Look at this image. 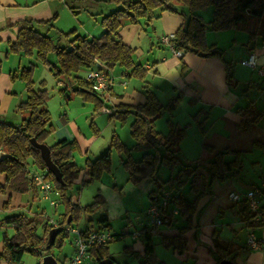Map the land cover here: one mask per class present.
Here are the masks:
<instances>
[{"label":"trees","instance_id":"1","mask_svg":"<svg viewBox=\"0 0 264 264\" xmlns=\"http://www.w3.org/2000/svg\"><path fill=\"white\" fill-rule=\"evenodd\" d=\"M114 5V8L102 14L100 25L103 28L98 36L82 35L76 30L71 29L67 32H60L56 41L51 39L49 29L53 26L55 18L53 14L49 19H30L22 18L15 22L18 26L16 37L7 41V50L3 57L10 53H28L35 55L43 63L49 65V70L53 75L63 80H69L71 75L77 73L81 67H96L108 74L114 66L129 69L126 74L128 77H135L142 80L146 73L140 63L133 60L134 47L126 44L119 36V29L124 20L138 23L142 19H150L155 16V9L176 12L175 7L184 4L189 11L186 20L174 31V37L170 40L173 48L183 52L191 51L201 56L216 55L222 57L223 49L207 43L205 37L206 23L201 15L195 11L211 5L212 17L208 21L210 28L219 31L227 28H240L248 35V42L253 43L257 38L264 41V0H103ZM73 35L72 37H70ZM64 36V42H60ZM72 48L68 50V46ZM253 47V46H250ZM53 52L56 60L51 61L48 54ZM182 57V56H181ZM180 57V58H181ZM225 62V72L227 81H231L232 64ZM2 57L0 53V72ZM34 63L29 62L11 71V80L20 79L25 85L26 98L17 104V111L28 112L18 122H11L9 119L0 118V151L4 156L0 158V174L3 175L4 182L0 183V191L5 189L20 193H30L32 198L39 194V189L35 180L31 177L32 170L29 163L36 165L40 171H45L47 179L58 191V202L63 204V213L59 219V232L54 241H48V232L52 225L41 221L42 217L38 214L28 217L25 212L18 211L5 216V220L14 228V234L3 237V251L0 256L6 260V264H20L22 254L27 251L31 254L43 256L51 254L53 247H60L68 237L69 232L65 227L72 226L79 214L91 212L102 203L99 193L95 194L91 203L82 206L71 196V188L75 180L79 177L81 167L74 160V153L80 151L75 140L59 139L54 144L49 145L51 160L57 164L61 172L63 183L56 182L55 177L46 169V165L40 157L39 151L32 147L30 137L38 142H45L46 136L53 131V124L50 121V111L46 107L47 90L42 82L39 87L33 84L32 69ZM106 69V70H105ZM109 75V74H108ZM74 89L86 98L94 99L96 106L102 107L104 94H98L90 89L89 84L83 81L81 76H75ZM79 83V84H78ZM64 91H67L65 85ZM102 95V96H101ZM176 99L162 104L156 94L151 90H145V100L142 103L126 104L119 102L114 105L109 113V118L124 122L129 115L133 116V121L129 125V133L134 140L131 147H127L114 132L111 133L109 145L106 150L94 159H85L86 182L99 179L101 174L109 172L111 168V154L115 149L123 164L128 179L133 183L141 180L154 181L157 189H163V184L168 186L171 192L170 203L179 211V214L189 222L195 212L196 201L210 187L213 180H224L229 176L238 177L242 171V160L240 152L230 149L217 150L214 157L206 163L207 174L197 170L196 163L181 164L174 176L165 180L157 177V168L164 163L169 167L180 163L179 142L185 136V127L178 126L168 121L166 133L158 132L155 129V120L160 116L164 108L172 109ZM240 120L237 127L243 130L249 129L250 125L264 119V111L251 102L243 108H239ZM97 133V128H94ZM46 143V142H45ZM209 149H213L210 146ZM141 152L139 157H134L132 151ZM233 155L231 159H226V154ZM29 158L31 160H29ZM189 184V191L195 193V198L188 199L183 193L177 190L184 183ZM261 212L262 215L256 219V213L247 206L246 199L236 202L237 214L244 226L258 228L264 226V187H260ZM149 198L157 200L155 190L150 191ZM5 205L7 200L4 201ZM161 214H166L170 222L174 216L173 211L164 207L160 210ZM70 216V220L68 217ZM41 217V218H39ZM106 218L99 219L100 222ZM40 225L42 233L37 231ZM184 227L180 228L179 233L173 236H162L161 241L165 247L171 248L178 253H182L186 247V237H184ZM89 230L82 231L86 233ZM154 233L152 229L144 228L142 239L144 241V255L146 264H162L158 261L154 252V242L151 239ZM114 235H121L114 234ZM239 247L233 241L214 235L212 249L216 253L218 262L221 259H228L233 264H242L237 260ZM135 256L137 253L132 252ZM88 255L92 260L100 262L103 258H110L116 262L114 257L108 252L107 244L100 246H90ZM119 264L118 262H116Z\"/></svg>","mask_w":264,"mask_h":264},{"label":"crops","instance_id":"2","mask_svg":"<svg viewBox=\"0 0 264 264\" xmlns=\"http://www.w3.org/2000/svg\"><path fill=\"white\" fill-rule=\"evenodd\" d=\"M60 6L62 5L57 0H0V53L2 57L0 118L9 119L14 123L20 121L28 113L17 111V104L26 98L25 85L18 79L11 80V71L14 69L18 70L20 66L27 64L20 65L21 59L16 62V58L19 55L16 53H10L6 58L3 57L8 47L6 46L7 41L16 37L18 26L15 25V22L27 17L34 20L49 19L53 14L55 16L58 15ZM154 13L156 18L153 21L155 22L144 18L138 23L125 21L120 26L118 33L122 41L134 47V51L139 55L143 54L145 48L154 50V57L152 63L148 60L143 63L137 62L147 69L142 80L128 77L126 74L129 69H124L120 66H118V69L114 66L113 69L108 71L111 86L106 95H108L107 98H110V100L113 97L116 98L115 102L111 100L112 107L119 104V102L126 104L142 103L145 100V90L147 89L154 92L161 102L163 95L169 94L172 99H176L175 107L166 111V113L162 111L164 114L161 112L159 119L162 117L166 118L165 129L167 130L168 121L185 127L186 133L179 142V152L186 158H191L193 163H196L197 170L207 174L205 170L206 163L214 157L215 151L224 149L240 152L242 165L244 166L246 163L248 169H245V171L242 169L238 177L229 176L224 180H213L208 190L196 201L195 212L189 222L179 214V211L172 203H169L167 208L175 211L172 220L164 225L152 226L151 228L146 225L145 218L133 219L131 214L128 213V199H132L131 197L135 198L139 194L142 199L144 196L143 188L141 190L137 184L130 181L128 173L120 181L118 180V175L112 174V172L109 174L102 173L99 184L96 187L98 188L97 193L102 197V203L94 208V210L97 209L100 217L93 220L91 213L94 210L82 212L79 214L78 219L84 215L85 221L83 224L80 227H77L74 223L72 225L81 231L106 228L111 229L113 234L121 233L123 235L130 233V243L126 245V248L142 257L144 255V241L141 239L142 231L144 228H153L154 234H152L151 239H153L155 234L157 235L156 238L159 239L158 242L153 239L154 252L156 258L162 264H221L216 259V253L212 249L214 235L233 241L235 246L239 247L236 250L238 252L237 260L242 264H264V226H258V228L244 226L237 214L236 201L229 197L230 192H235L243 198L245 191L264 187V119L251 124L247 130L237 127V123L240 120V115L237 111L239 108H243L253 102L264 111V75L258 74L256 68L241 62L253 52L256 56L255 61L257 64L264 67V41L257 38L253 43L250 41L249 45L246 46L248 35L243 30L245 35L241 36L240 39H242L241 43L244 44L243 48L246 49L244 51L241 50L237 63L232 62L231 59L229 60L232 64L233 75L232 80L229 82L225 72V57L216 55L201 56L187 51L183 52L181 58H178L168 44L163 41L162 37L164 35L170 32L174 33L182 25L188 16V12L186 13L187 15L185 13L182 15L177 12L156 8ZM142 23L152 26L151 29L154 33V38L157 39V44H152L150 39L152 35H150L148 29L143 28ZM53 24L54 22H52ZM157 30L163 34L156 36ZM205 37L208 44L212 43L222 49L223 42L228 44L229 40H236V29L227 28L219 31H210L206 27ZM134 39L137 41L134 42ZM143 39L147 41L145 47L141 46ZM85 69L84 77L90 70L89 68ZM130 81L131 86L128 88ZM57 82L62 86L65 85L61 79L57 80ZM71 82L76 85L72 77ZM66 96H69L68 93H66ZM125 97L129 98L130 101L123 102L122 100ZM106 102H103L101 108L110 110L109 114L113 108H106ZM181 106L184 107L183 111L186 113L181 111ZM130 116L132 118L128 122L127 119ZM132 119V115L126 117L125 120L129 124L127 130L123 132L124 135L114 130V128L117 129L119 127V121L112 119V132L117 134L127 147H131L134 144L133 140L132 145H127L131 142V135L128 130L130 123L133 121ZM158 121V119L155 120V129L158 126ZM123 124V122H120L118 129L123 131V128H121ZM93 125L98 127V133L101 132V125L96 121H94ZM163 125L164 121L162 120V123L159 124V129L156 130L162 132ZM94 128H92L93 132ZM80 130L75 118L65 112L64 116L55 119L53 131L46 136L45 142L49 146L59 139L75 140L81 151V156H85V159L88 158L90 160H92L90 153L94 152L93 157L95 158L107 149L110 138H105V141H98L97 133H92L91 131L81 132ZM92 146L94 151L91 149ZM207 146L213 149H209ZM232 157L233 155L230 153L226 154V159H231ZM29 160L31 159L29 158ZM244 161L246 162L244 163ZM31 165V170L37 169L36 165ZM249 169L251 172L247 174ZM78 176L75 182H83V180L88 178L85 165H82ZM145 181L149 182L148 180ZM163 189H168V187L163 186ZM163 189L150 187L148 189V197L150 191L154 190L156 197H158ZM177 190L183 193L182 186L177 187ZM174 191L176 189L170 191V193ZM26 195H29L31 200L34 201L30 193H26ZM128 196L129 198L127 199ZM184 196L190 200L195 198V193L188 190V193H184ZM149 199L146 202L142 199V211L153 201V199ZM27 200L29 201V198ZM75 201L84 206L91 203L92 200L84 204L79 200ZM56 208L54 207V210ZM25 213L28 217L38 214L43 221L49 219L47 215L43 216L42 210L39 213L35 211L31 212V214L26 211ZM62 213L58 217L50 218L59 221ZM115 217H119L121 220L119 228L114 227L112 223ZM68 218L70 220V216ZM101 218L106 219L100 222L99 219ZM133 220L139 221V229L133 224ZM182 227L185 228L183 235L186 237L187 242L185 251L178 253L171 248L165 247L162 244L161 237L176 235ZM250 232L256 237L257 247H250L245 244ZM73 238L74 234H72V239L69 240L71 248L68 254L65 253L60 262L56 261V264H60L61 261L73 254L75 248ZM159 242L162 246H157Z\"/></svg>","mask_w":264,"mask_h":264},{"label":"rangeland","instance_id":"3","mask_svg":"<svg viewBox=\"0 0 264 264\" xmlns=\"http://www.w3.org/2000/svg\"><path fill=\"white\" fill-rule=\"evenodd\" d=\"M57 1L62 6H60V8H59L60 11L58 12V15L55 16V18L52 21V22H54L53 26L49 29V34H50L51 39L53 41H56L57 36L60 32H67V31H70L71 29L76 30L78 33H80L82 35H86L87 37L100 35L102 33V30H103V28L100 25L101 15L109 12L110 10H112L114 8L113 4L106 2V1H103V0H57ZM175 9H176V12L178 14L183 15L184 13L185 14L187 12L189 13V11L187 10V7L184 4H179V7L176 6ZM98 11H101V12H98ZM195 12L198 13L199 15H201L204 23H206V26L210 29V31H215V30H212L210 28V25L208 23V21L212 17L211 5H208L206 7L198 9ZM155 18H156V16L150 18L149 21L155 22V21H153ZM125 21H128V20H124L123 22H125ZM142 26H143V28L148 29V31L150 32V35H152V37H150L152 44L153 45L157 44L156 43L157 39L154 38V33L152 32V29H151L152 26H150L149 24L145 25V23L144 24L142 23ZM231 29H234V28H231ZM235 29H236V40H229L228 44H226L227 42L222 43V47H223L222 48L223 49L222 57H225L226 60H228V61L231 59L232 62L237 63L239 61L238 55L241 53V50L244 51L246 48H243L244 44L241 43L242 39H240L241 36L245 35L243 30L240 28H235ZM159 30H160V32H162L161 29H159ZM156 32L158 33V34L157 33L155 34L156 36L157 35L161 36V34H163V33H160L158 30ZM72 36L73 35H71L70 37H72ZM139 39L141 40V38H139ZM64 41L65 40H64V36H63V38H61L60 42L63 43ZM135 41H137V40L134 39V42ZM146 45H147V41L145 39H143L141 46L145 47ZM153 52H154V50H150L149 48H147V49L145 48L142 55H139L138 53H136V51H133L132 54H133V58H134L135 62L143 63L144 61L148 60L150 63H152L153 57H154ZM16 54H19L18 58H16L17 59L16 62H18V60L21 59L20 65H24V64L28 65L30 61L34 63L33 69L31 71L32 72L31 77L33 80V84L36 87H39V84L42 82V84H44L46 87V90H47L46 103H47L48 110L50 111V115H51L50 120H51L52 124L55 123L56 118H60L61 116H64L65 112H67V113H69L70 116L75 118V121L78 124V126L80 127L81 132L91 131L92 133H94L92 128L95 127L93 124H94V121H96L99 125H101V132H99V133H98V131H99L98 127H95V128H97V134H98L96 136H98V138H99L97 140L98 141L99 140L105 141V138H107V139L110 138L111 133H112V128H113V121L108 116L109 115L108 112L110 110L108 111V110L102 109L99 106H96L97 103H95L94 99L86 98L81 93H78L77 91H75L74 89L76 88L77 83H75L76 85H73V83L71 82V77L74 78V82H75V76L80 75L82 78L84 77L85 70H86L84 67H81L77 73H74V75H71L69 77V80H66V79L63 80L62 78L55 77L53 75L52 71L49 70V65L43 63L41 60L36 58L34 53L28 54V53L16 52ZM48 58H49L50 62L56 60L55 54L53 52H50V54H48ZM241 62H243V61L241 60ZM115 68L118 69L119 68L118 65L115 66ZM132 78H135V77L132 76ZM59 79H61V81L63 83H65V85H67V91L63 90L65 85L62 86L61 84H58L57 80H59ZM18 80H20V79H18ZM131 81L128 83V88H130V86H131ZM133 84H135V82H133ZM66 93H68L69 96H66ZM170 96L171 95H169V94H167L166 96L163 95V97L161 99L162 102H164V104H166L168 101L170 102V100L172 99ZM107 97H108V95H106V94L103 97L104 102L107 101L106 102V104H107L106 108L112 109L111 100H113L115 102L116 98L113 97L110 100V98H107ZM122 101L127 102L130 100H129V98L125 97L124 100H122ZM108 104H110V105H108ZM183 108L184 107H182V106L180 107L181 111L184 110ZM169 110L170 109H168V108H164L162 111L163 112L165 111L164 113H166V111H169ZM184 113H186V112H184ZM181 115H183V114H181ZM159 117L157 118L159 121L157 122L158 126L156 129L157 130L159 129V124L162 123V120H163L164 125L162 127V129H163L162 132L166 133V131H167V129H165V126H166L165 123H167L166 118L162 117V118H160L161 119L160 120ZM131 118L132 117L130 116L127 119L128 122L131 121L130 120ZM120 122H119V127H120ZM123 123H124L123 126L121 125L122 126L121 128H123V131H122V129H118L119 127L117 129L114 128V130H116L120 134H123L124 130L125 131L127 130V127L129 124L126 121ZM180 126L183 127V125H180ZM128 133H129V130H128ZM132 143H133V138L131 137V142H129L127 145L128 146L132 145ZM91 149L92 150L94 149L93 146L91 147ZM94 154H95L94 152L90 153L91 159L94 158L93 157ZM132 154H133V156L137 157V156H139L140 151L134 150V151H132ZM178 155L180 158V163H178L177 165L169 167L166 164L162 163L158 166L157 177L160 180H165L168 177H170L171 175L174 176L177 172L176 170L178 169V167L181 166L180 164H182V163H185V164L193 163L191 158H186L180 152L178 153ZM73 158H74L75 162L78 164V166L82 167V165L83 166L85 165V156H81V151H79V152L76 151L74 153ZM111 161H112L111 168H110V171L108 172V174L112 172V174L118 175L119 181L122 180L124 177L127 176V173H126V170L124 169L123 164L119 158L118 152L115 149L112 150ZM245 162L246 161H244V163ZM29 165L32 166L31 163H29ZM242 169H244V171H245V169L246 170L248 169L246 163L242 167ZM250 172L251 171L249 169L247 171V174H249ZM104 173H107V172H104ZM99 180H100V178L93 180V181H89V182H86V181L74 182V184L71 188L72 198L75 200H79L80 202H82V204L90 202V200H92L93 196L98 191V188H96V187H97V184H99L98 183ZM3 182H4L3 176H2V174H0V183L3 184ZM134 184H137L141 190L143 188L142 191L144 193V196L142 199H144V202L150 200L148 197V189L150 187L157 188V185L154 183V181L146 182L145 180H141V181H138ZM163 185L168 187L166 184H163ZM182 189H183V194L188 193L189 184H187V182L184 183V185L182 186ZM163 190H168V189H163ZM10 192H11V194H10ZM42 196H43L42 193H40L37 197L34 198V201H35L34 202L33 200H31L29 195H26V193L9 191L8 189H5L4 192L0 191V253L3 251V237L6 236V234L9 236L14 234L13 226L4 219L6 215H9L11 213H15L18 211H23V212L26 211L28 214H31V212H33V211L39 213L42 210L44 213V214L42 213L43 216L47 215L48 218H50V217L55 218V217H58L60 215V213H62V210L64 209L62 203L58 202L59 203L58 207L57 208L55 207L56 210H54V207H52L51 204H49V200L43 198ZM25 197L27 199L29 198V201ZM50 197L52 199L53 198L57 199V196H55L54 193H51ZM128 198H129V196L127 197V199ZM131 198L132 199H128V202H129L128 203V205H129V208H128L129 212L128 213L131 214L133 219L137 218V220H138L140 217H142V219L145 218L144 221L145 220L147 221V217L144 214L145 210H143V211L141 210V206H142L141 195L139 194V195H136L135 198H133V197H131ZM5 200H7L6 205L4 203ZM28 202H29V204H28ZM139 208H140V211L138 212ZM137 214H138V216H136ZM91 215L93 217V220H96L98 217H100L99 213L97 212V209L94 210L91 213ZM39 218H41V217H39ZM41 221H43V219H41ZM84 221H85V216L83 215L81 218H79L77 220V222H73V223L77 227H80ZM120 221L121 220L119 219V217H115L112 220L114 227L119 228L118 226H119ZM57 223H59V221H57ZM133 224L137 227V229H139V227H140L139 221L133 220ZM146 225H148V224H146ZM148 226L151 228L150 225H148ZM108 230L110 232L112 231L111 229H108ZM37 231L39 233H42V231L40 229V225L37 226ZM111 233H113V231ZM72 234L73 233L68 234V237H66L64 239L62 246H60L59 248L58 247L52 248L51 254L53 255V257H55L57 262H60V260L62 259L63 255L65 253L68 254V252L71 248V243H69V240L72 239ZM115 234H119V233H115ZM130 235H131L130 233H126V234H123L121 236L120 235H117V236L114 235L113 240H111L109 243H107L108 252L111 254L112 257H114L115 261L118 262L119 264H141L140 261L143 259L142 256H135L132 253L133 251L128 250V248H126V245L130 243V240H129ZM156 237H157V235L155 234L153 236V239H154V241L158 242L159 239ZM141 239H142V236H141ZM157 246H162V245L159 242V243H157ZM21 258H22V260H21L20 264H40L41 260H42V256L31 254L27 251H25L22 254ZM0 264H6V260L3 259V257H1V256H0ZM90 264H102V263H99L96 260H91Z\"/></svg>","mask_w":264,"mask_h":264},{"label":"built area","instance_id":"4","mask_svg":"<svg viewBox=\"0 0 264 264\" xmlns=\"http://www.w3.org/2000/svg\"><path fill=\"white\" fill-rule=\"evenodd\" d=\"M174 34L170 32L162 37L163 41L166 42L171 48L174 55L178 58L182 56L180 51H177L173 48V45L170 43ZM256 56L253 52L249 54L246 59H243V63L247 66H252L257 69L258 74L264 75V67L259 66L255 61ZM84 81L89 84L91 90L98 94H104L108 91L111 86L110 77L104 71L99 68L91 67V69L86 73L84 77ZM31 177L35 180L39 191L42 193V197L49 200V204L53 207L58 206V191L55 190L52 186V183L47 179L45 171H40L38 169L32 170ZM51 193H54L57 196V199H52L50 197ZM171 193L168 190H163L160 195L156 198L157 200L152 201L150 205L145 209V215L147 217L146 223L152 226H161L165 223H168L169 219L166 214H161L160 210L167 206L170 203ZM261 196L259 188L247 190L244 193L242 198L241 195L230 192L229 197L233 201H239L246 199L247 206L249 209L256 213V219L261 217ZM173 211V210H172ZM175 211H173L174 213ZM48 222L52 225V227L59 228V224L56 220L49 218ZM69 233L74 234L73 242H74V251L70 257L61 261L60 264H90L92 258L88 255V249L90 246H100L103 244L109 243L113 240L114 234L111 233L106 228H99L98 230H89L86 233H83L80 229L72 226L65 227ZM248 237L246 239V243L250 247H257L258 243L256 237L251 232L248 233Z\"/></svg>","mask_w":264,"mask_h":264},{"label":"water","instance_id":"5","mask_svg":"<svg viewBox=\"0 0 264 264\" xmlns=\"http://www.w3.org/2000/svg\"><path fill=\"white\" fill-rule=\"evenodd\" d=\"M71 48L72 46L69 45L67 49L70 50ZM30 142H31L32 147H34L37 151H39L40 157L43 160L44 164L46 165V169L51 172L53 177H55L56 182L58 181L59 183H63V179L61 177V172L59 170V167L57 166V164H54L51 160L49 146L45 142H38L33 137H30ZM3 156H4V152L0 151V158H2ZM58 232H59V228L57 227H51L49 229L47 238L50 243L54 241V238ZM219 262L221 264H233V262L228 259H221ZM99 263L117 264L116 262H112L110 258H103L100 260ZM140 263L146 264L145 259H142ZM40 264H56V260L50 253H47L46 255L42 256V260Z\"/></svg>","mask_w":264,"mask_h":264}]
</instances>
